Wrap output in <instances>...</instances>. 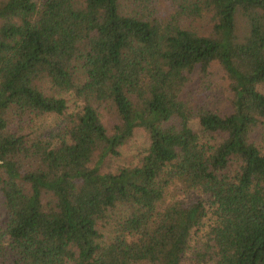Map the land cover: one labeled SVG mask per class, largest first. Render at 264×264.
<instances>
[{
    "label": "trees",
    "instance_id": "1",
    "mask_svg": "<svg viewBox=\"0 0 264 264\" xmlns=\"http://www.w3.org/2000/svg\"><path fill=\"white\" fill-rule=\"evenodd\" d=\"M213 64L228 115L182 98ZM261 86L264 0H0V264H264Z\"/></svg>",
    "mask_w": 264,
    "mask_h": 264
},
{
    "label": "rangeland",
    "instance_id": "2",
    "mask_svg": "<svg viewBox=\"0 0 264 264\" xmlns=\"http://www.w3.org/2000/svg\"><path fill=\"white\" fill-rule=\"evenodd\" d=\"M126 3V1H125ZM205 25V21L201 23ZM47 95L56 96L58 93H54L50 88H44ZM260 92L264 93V86L259 88ZM67 102L70 111L78 110L81 102L76 100L71 94H62ZM183 100L192 108H204L209 111L218 113L221 116L228 115L231 112L230 100L231 94L228 89V82L224 76L222 70L217 64L211 65L206 74H201L198 69H195L189 76V82L186 85L182 94ZM101 120L104 125L109 128L111 126L110 118L100 112ZM44 126H49L53 123L52 118H47L43 122ZM192 128L194 131L199 132L200 127L197 121L192 122ZM148 146V138L146 133L142 130H137L131 140L119 149L118 157H109L106 159L102 170L114 172L121 167L135 165L138 161V157ZM4 219V209L0 199V225H2ZM202 232L197 237L193 238L191 246L195 247L198 237H202ZM191 254L188 253L181 262V264H194L191 259Z\"/></svg>",
    "mask_w": 264,
    "mask_h": 264
}]
</instances>
